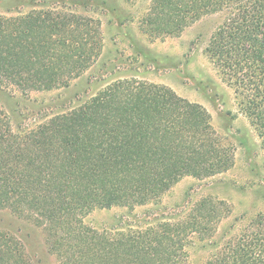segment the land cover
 Returning <instances> with one entry per match:
<instances>
[{
    "label": "trees",
    "instance_id": "obj_1",
    "mask_svg": "<svg viewBox=\"0 0 264 264\" xmlns=\"http://www.w3.org/2000/svg\"><path fill=\"white\" fill-rule=\"evenodd\" d=\"M214 14L224 22L205 53L264 151V0H150L139 30L151 42L178 37ZM100 26L52 8L0 15V90L26 96L67 88L102 55ZM137 54L155 61L144 49ZM233 164L202 106L135 76L32 128L13 129L0 107V209L41 227L58 264H191L188 248L215 236L223 203L202 199L182 217L112 231L92 229L84 217L115 207L132 212L184 177L207 179ZM232 228L201 264H264V214ZM0 264H29L3 234Z\"/></svg>",
    "mask_w": 264,
    "mask_h": 264
},
{
    "label": "rangeland",
    "instance_id": "obj_2",
    "mask_svg": "<svg viewBox=\"0 0 264 264\" xmlns=\"http://www.w3.org/2000/svg\"><path fill=\"white\" fill-rule=\"evenodd\" d=\"M149 4L150 0H0V15L5 16L52 8L96 19L104 43L103 53L94 66L67 88L26 96L0 90V107L13 129L32 128L79 106L114 80L131 76L166 86L179 97L202 106L222 143L233 152L231 169L202 180L184 177L157 203L136 207L132 212L120 207L94 210L83 220L86 226L99 232L125 228L127 223L137 228L152 223L156 217H182L202 199L223 203L225 208L220 211L226 218L218 225L215 236L208 241L195 240L188 248L189 262L201 264L216 251L231 225L233 231L241 222L264 214V151L249 122L239 112L232 88L205 53L224 16L202 17L178 37L151 42L139 30V21ZM143 49L152 53L150 57L155 61L138 56L137 51ZM22 217L0 209V234L16 241L29 264H58L48 251L43 229Z\"/></svg>",
    "mask_w": 264,
    "mask_h": 264
}]
</instances>
